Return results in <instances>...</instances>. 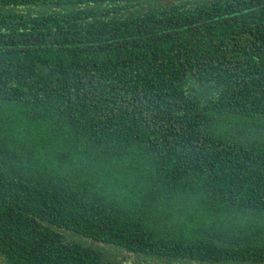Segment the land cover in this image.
<instances>
[{
    "label": "trees",
    "instance_id": "obj_1",
    "mask_svg": "<svg viewBox=\"0 0 264 264\" xmlns=\"http://www.w3.org/2000/svg\"><path fill=\"white\" fill-rule=\"evenodd\" d=\"M135 258L264 264V0H0V264Z\"/></svg>",
    "mask_w": 264,
    "mask_h": 264
},
{
    "label": "rangeland",
    "instance_id": "obj_2",
    "mask_svg": "<svg viewBox=\"0 0 264 264\" xmlns=\"http://www.w3.org/2000/svg\"><path fill=\"white\" fill-rule=\"evenodd\" d=\"M89 242H93L94 244H96V242H94V241H92V240H90V239H87ZM97 245V244H96ZM109 251H111V250H109ZM103 252H105V251H103ZM112 252V251H111ZM130 260H132V258H130ZM135 260L137 261L136 263H138V264H140L139 263V261H138V259H136L135 258Z\"/></svg>",
    "mask_w": 264,
    "mask_h": 264
}]
</instances>
